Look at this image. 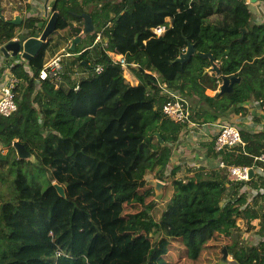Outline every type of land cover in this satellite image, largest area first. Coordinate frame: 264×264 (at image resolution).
<instances>
[{"label":"trees","instance_id":"1","mask_svg":"<svg viewBox=\"0 0 264 264\" xmlns=\"http://www.w3.org/2000/svg\"><path fill=\"white\" fill-rule=\"evenodd\" d=\"M11 1L0 0V42L38 36L45 21L39 26L34 18L25 25L24 20L12 23L14 11L22 7L12 9ZM88 1L97 7L94 11L84 8L87 0H55L56 30L27 61L36 76L54 34L69 29L78 35L83 29L79 14L88 13L94 23L90 41H79L71 55L70 73L76 64L88 70L76 90L72 81L66 88L47 80L36 87L21 63L6 58L21 82L16 110L0 115V144L7 147L5 154L0 151V264H172L163 260L171 248L179 262L216 264L223 243L238 264H264V236L243 246L233 233L238 218L250 228L257 219L264 235V161L254 158L264 153V132L241 129L244 148L224 154L229 164L263 168L245 182L257 189L255 194L220 168H197L192 176L177 178L176 165L163 178L170 143L185 125L164 116L167 97L158 86L164 82L189 98L191 119L199 123L243 114L246 101L263 105L264 21L242 0ZM166 18L165 32L152 36L150 29ZM16 26L25 31L18 35ZM100 28L102 40L93 49L89 46ZM188 41L213 54L219 75L208 72L209 59L197 53L183 64L173 62ZM106 49L124 55L135 84L124 78ZM96 64H102V71L91 73ZM231 75L240 79L230 93H206ZM16 139L33 160L17 157ZM31 163L49 171L45 187L33 177L31 183L23 171ZM147 172L165 181L157 202ZM54 181L64 187V198Z\"/></svg>","mask_w":264,"mask_h":264},{"label":"built area","instance_id":"2","mask_svg":"<svg viewBox=\"0 0 264 264\" xmlns=\"http://www.w3.org/2000/svg\"><path fill=\"white\" fill-rule=\"evenodd\" d=\"M247 6L251 5V0H242ZM260 21H264L263 19ZM170 25V18H166L165 22L153 26L150 31L151 35L154 37L161 36L165 30ZM14 37L13 39H15ZM100 31L96 34L94 42H101ZM4 43L0 42V48ZM105 45V43H103ZM109 59L112 63L119 64L123 69V74L127 71L128 62L126 61L123 54L115 53L111 50H105ZM80 53V52H77ZM73 52L67 47L63 48L61 51L53 54L52 56L45 59L42 67L38 71L37 75L34 76L30 66L27 64V60L18 55V60L15 59L12 63H21L23 69L28 73L30 77L34 78L35 86L38 87L40 81L47 80L53 84L55 88L62 87L64 82V68H63V57L72 55ZM8 58H11L9 56ZM77 66H73L71 74H76L75 83L73 89L78 88V80L82 74L76 70ZM103 69L102 64H96L91 69V73H100ZM156 76V73H153ZM83 77V76H82ZM20 78L10 69V65L6 62V57L0 50V115L9 116L12 114L16 108L17 103L15 100V95L17 93L16 88L20 84ZM220 84V82H219ZM160 92L167 97V100L162 104L161 110L166 118L174 122H180L184 124L183 130L186 128H192L197 126V122L191 119L192 115V105L189 98L184 97L176 89L167 87L164 82H158ZM69 87V86H68ZM257 103L256 101H252ZM259 105H261L258 102ZM264 111V103L261 105ZM217 123V131L215 132L212 150L215 154L216 167L224 170L227 178L231 181L244 182L243 189H247L251 194H255L257 189L250 188L245 184L250 180L255 174H262L263 168L261 166H248V165H235L229 164L225 161V152L234 151L236 148H244V141L241 135V126L236 122H228L225 119H219ZM256 160L264 161V153L259 156H254ZM252 168L253 175L249 177V170ZM264 176V175H263Z\"/></svg>","mask_w":264,"mask_h":264},{"label":"crops","instance_id":"3","mask_svg":"<svg viewBox=\"0 0 264 264\" xmlns=\"http://www.w3.org/2000/svg\"><path fill=\"white\" fill-rule=\"evenodd\" d=\"M54 1L55 0H12L11 3L9 2V5L11 6L12 9L14 8L15 5L21 4L22 7L21 11H17V10L14 11L13 19L15 18V16H19L20 22L21 20H24V25L27 24V21L31 18L39 19L37 23V25L39 26L42 22L41 20H44L46 23L50 14L54 11L52 10V5ZM113 1L114 0H109L110 3H113ZM102 5H103L102 1L98 3V7H101ZM84 8H87L89 11H94V9H96L97 7H95L94 3L87 0V2L84 5ZM248 8L253 12L257 20H262V19L264 20V0H254L252 1L251 5L248 6ZM72 24L76 26L77 24H79V22L72 21ZM82 28H83V20H82ZM102 29L103 28H100L99 30L100 33ZM70 33H69V29H66L64 31H60L54 34V40L52 41L51 49L47 51L46 58L61 51L63 48L65 49L67 47L70 48V39L74 37V35H70ZM78 35L82 36V33L79 32ZM30 36H35V35H30ZM80 41L84 45L87 43L86 39L85 41L80 39ZM96 42L93 41L92 45H90L89 47L94 46V43ZM102 46L105 47L104 44H102ZM70 57L71 56L68 55V56H64L62 59L63 68H65V71L66 70L69 71V73H70V64L72 62ZM16 60L18 59H15V61ZM73 66L74 65H72L71 68H73ZM76 69L82 74V76H86L88 73V70H83L78 67ZM82 76H80V78ZM126 80H128L131 84H135L137 81L133 76H131L130 72H127ZM70 81L74 82L75 79H72ZM62 85L64 88L70 86L65 73H64V82L62 83ZM242 105L244 108H246L245 114L242 115L241 113L238 114L231 113L229 116L233 118V121L230 120V122H236L240 124L242 129H245L250 132H259V131L264 132V111L262 109L263 107L259 105L258 102L253 103L252 101H246L242 103ZM219 121L220 120L217 119L213 122H208V123L197 122V126L184 129L180 133L179 139L174 144H172V154L168 162V165L166 167V171H168L169 173V171H171V169L177 165L178 169L176 171L175 176L177 178H182L179 177L178 170L184 167V165H186L189 169H191L188 173L186 172L187 176H190L189 173L190 172L193 173L197 168H202L203 170L217 168L215 161V154L212 150V142L215 132L218 129L217 123ZM180 152H184V153L180 154ZM178 154H180L181 156L183 155V157L187 158V161L183 163L182 162L183 160L180 159ZM260 188H264V187H260Z\"/></svg>","mask_w":264,"mask_h":264},{"label":"water","instance_id":"4","mask_svg":"<svg viewBox=\"0 0 264 264\" xmlns=\"http://www.w3.org/2000/svg\"><path fill=\"white\" fill-rule=\"evenodd\" d=\"M57 16H58L57 11H53L50 14L39 36L37 37L25 36L22 40L15 38L5 42L0 48L4 57L8 58L9 56L20 55L21 57L29 61L32 57L36 56L37 53L42 48L43 43L47 41V37L56 30ZM79 16L83 19V29L81 31L82 35L91 33L94 30V23L92 21L91 16L86 12H81ZM19 22H20L19 16H15V18L12 19V23L14 24H19ZM80 39H81L80 35H76L70 39L71 50L74 49L75 45L80 41ZM92 48L95 49V46H92ZM195 53L203 57H207L209 59L210 66L206 68L208 72H214L216 75L220 74L218 64L214 60L213 54L211 52H202L196 50L194 48V45L189 41L187 42L185 49L179 52L178 56L173 60V62H180L181 64H183L185 61L189 60L191 56ZM82 62L85 63V61L83 60ZM239 79L240 77L235 75L223 76L221 78V84L218 86V91H217L218 94L230 93L233 89V83L235 81H238ZM155 134L158 137V139L161 141L159 133L155 132ZM12 146L15 149L18 158L30 159L33 156L32 153L24 147L23 143H21L17 139L12 142ZM252 175H253V170L251 168L249 170V177H252ZM149 184L153 187L154 190L153 201L157 202L162 197L164 182L158 178H154L149 181ZM52 185L55 188L57 194L60 197L64 198L65 197L64 187L56 181L52 182ZM219 263L238 264V262L233 257L230 256V253L226 245H223V247L221 248V256L219 257Z\"/></svg>","mask_w":264,"mask_h":264},{"label":"rangeland","instance_id":"5","mask_svg":"<svg viewBox=\"0 0 264 264\" xmlns=\"http://www.w3.org/2000/svg\"><path fill=\"white\" fill-rule=\"evenodd\" d=\"M215 16H216V14L211 15L210 19H214ZM14 31L15 32L17 31V34L19 35V34H22L25 31V29H24L23 26H16ZM85 39L87 41H90V37L88 36V34L83 35L82 40L85 41ZM14 59H18V56H11L10 61H13ZM70 59L73 60L74 58L71 56ZM78 68H80V67H78ZM71 70L74 71L73 69H71ZM126 71L128 72L127 69H126ZM64 73H65V75H66V77L68 79L69 84H70V80H72L73 77L74 78L77 77L76 74H71L70 75L69 71H67V70L65 71V68H64ZM71 76H73V77H71ZM123 76L126 79L127 78V73L125 72L123 74ZM215 92H216V90L215 91L211 90V89H207L206 90V93L209 94V95H213ZM243 114H245V113H243ZM228 116L225 118V121H228V122H230V120L233 121V118H231L230 116L228 117ZM170 144L172 146V143H170ZM0 151H1L2 154H5L7 152V147H3L0 144ZM182 153H184V152H180V154H182ZM180 154H178V156L180 157V159L183 160L182 162L183 163L186 162L187 158L183 157V155L181 156ZM33 158L34 157L32 156L30 159L33 160ZM22 169L28 175L29 181L31 183H33L32 180H31V177H33L34 183H36L37 185H39L42 188L45 187L48 184L49 177H50L49 176V171L47 169H45L44 167L35 166V164L31 163V164L23 165ZM190 170L191 169H189L186 165H184V167H182L181 169L178 170L179 171V177L188 178L186 172L188 173ZM194 172L193 173L190 172L189 175L192 176L194 174ZM154 175H155L154 172H147L146 173L145 176L148 179V182L150 180L154 179V178H158V177H156ZM168 175H169L168 171L165 170L164 174H163V178H166ZM162 181H164V180H162ZM251 223L253 224L252 228L247 226L246 221L244 219H241V218L237 219V228L233 230V233L235 235L234 238H236V240L238 239V242H239L238 244L239 245H243L244 246V245H247V244H249V245L257 244L259 242V240L262 238V236H264L263 234H261L259 232L258 220L254 219V220L251 221ZM154 235H156V234H154ZM223 245H225V244L223 243L221 248L223 247ZM221 248H220V254L216 257V264H220L219 263V257L221 256ZM175 251L176 250L171 248V251L167 252V254L163 257V260H165L167 262H170L172 264H187L183 259L179 262V260H180L179 256L177 255V253ZM230 256L232 257V254H230ZM204 261L202 263L206 264Z\"/></svg>","mask_w":264,"mask_h":264},{"label":"clouds","instance_id":"6","mask_svg":"<svg viewBox=\"0 0 264 264\" xmlns=\"http://www.w3.org/2000/svg\"><path fill=\"white\" fill-rule=\"evenodd\" d=\"M220 84H221V82H220ZM220 84H218V86H219ZM216 91H218V88H217V90H216Z\"/></svg>","mask_w":264,"mask_h":264}]
</instances>
